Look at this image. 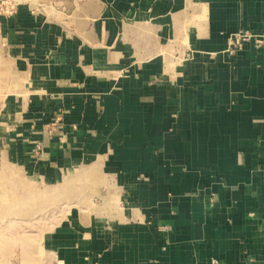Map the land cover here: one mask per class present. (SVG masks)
Segmentation results:
<instances>
[{
	"label": "crops",
	"instance_id": "obj_1",
	"mask_svg": "<svg viewBox=\"0 0 264 264\" xmlns=\"http://www.w3.org/2000/svg\"><path fill=\"white\" fill-rule=\"evenodd\" d=\"M51 1L71 39L52 28L39 99L122 197L59 264H264V45L228 49L264 0Z\"/></svg>",
	"mask_w": 264,
	"mask_h": 264
},
{
	"label": "rangeland",
	"instance_id": "obj_2",
	"mask_svg": "<svg viewBox=\"0 0 264 264\" xmlns=\"http://www.w3.org/2000/svg\"><path fill=\"white\" fill-rule=\"evenodd\" d=\"M56 8L0 0V264H59L66 240L108 234L120 218V184L95 163L103 153H71L64 116L39 99L44 79L34 66L64 41L52 28L71 39L53 22Z\"/></svg>",
	"mask_w": 264,
	"mask_h": 264
},
{
	"label": "built area",
	"instance_id": "obj_3",
	"mask_svg": "<svg viewBox=\"0 0 264 264\" xmlns=\"http://www.w3.org/2000/svg\"><path fill=\"white\" fill-rule=\"evenodd\" d=\"M255 43L258 48L264 45V33L256 34L249 30H241L229 39V51L235 52L244 48L249 43Z\"/></svg>",
	"mask_w": 264,
	"mask_h": 264
}]
</instances>
